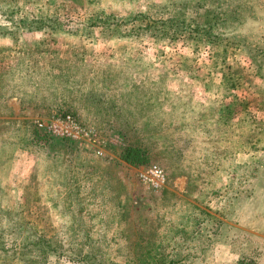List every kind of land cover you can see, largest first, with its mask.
<instances>
[{
    "label": "rangeland",
    "instance_id": "obj_1",
    "mask_svg": "<svg viewBox=\"0 0 264 264\" xmlns=\"http://www.w3.org/2000/svg\"><path fill=\"white\" fill-rule=\"evenodd\" d=\"M240 1L216 36L220 0H0V264H264V0ZM65 114L102 155L36 126Z\"/></svg>",
    "mask_w": 264,
    "mask_h": 264
},
{
    "label": "built area",
    "instance_id": "obj_2",
    "mask_svg": "<svg viewBox=\"0 0 264 264\" xmlns=\"http://www.w3.org/2000/svg\"><path fill=\"white\" fill-rule=\"evenodd\" d=\"M36 126L53 137L87 145L93 148L97 155L103 154L105 141L94 128L81 124L73 115H53L38 120ZM141 181L144 185L159 189L165 182V175L161 168L154 165L149 167L145 174H141Z\"/></svg>",
    "mask_w": 264,
    "mask_h": 264
},
{
    "label": "trees",
    "instance_id": "obj_3",
    "mask_svg": "<svg viewBox=\"0 0 264 264\" xmlns=\"http://www.w3.org/2000/svg\"><path fill=\"white\" fill-rule=\"evenodd\" d=\"M220 7H221V10L214 14H212L211 17L209 18H206V25L207 26H210V28L212 29L213 33L217 36L219 34V32H217L215 30V27L218 26V28H222V29H225L226 28V25L230 22H235V21H239L242 17V4H241V1L240 0H220ZM222 5L224 6V9L225 10H222ZM241 11V13H240ZM218 13H221L223 14L222 18H219L217 15ZM21 23V21H20ZM23 23V22H22ZM2 29V28H1ZM196 32L198 31V28H196L195 30ZM207 34L209 35H206V36H212V34H210V32H207ZM228 35H230L228 33ZM243 46L245 45L246 43V39L245 37L242 38L240 40V42ZM17 216H9L7 215V219H10L11 218V222H7L8 225H5V227L7 228V232L10 231V224L9 223H16L18 220L16 219ZM1 227V226H0ZM11 232V231H10ZM4 237L5 235H3L0 239V242L1 241H4ZM32 243V242H31ZM1 244V243H0ZM30 245V243L27 241V239H25L23 242H22V246L20 248L19 251H14V255L16 256L17 253L19 254L20 252H22V254H29L31 252V249L28 248V246ZM34 245L38 246L39 247V253L40 255H46L50 252V243L49 242H45V241H42L41 239H37L35 242H34ZM7 252L4 251V248L3 247H0V257H2L1 254H6ZM90 256H86V258H88ZM84 258V256H83ZM179 260H182V259H176V258H170V263L169 264H173L174 262L176 263H180Z\"/></svg>",
    "mask_w": 264,
    "mask_h": 264
}]
</instances>
